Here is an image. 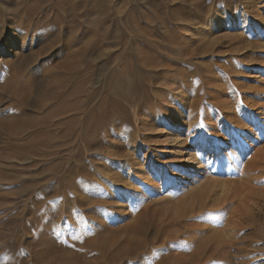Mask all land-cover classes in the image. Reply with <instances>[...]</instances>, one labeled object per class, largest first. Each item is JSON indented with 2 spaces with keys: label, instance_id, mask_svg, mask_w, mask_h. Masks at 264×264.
Instances as JSON below:
<instances>
[{
  "label": "rangeland",
  "instance_id": "rangeland-1",
  "mask_svg": "<svg viewBox=\"0 0 264 264\" xmlns=\"http://www.w3.org/2000/svg\"><path fill=\"white\" fill-rule=\"evenodd\" d=\"M262 25L264 0H0V264H264V49L237 51L264 41ZM164 100L187 114L201 102L189 131L207 117L209 141L215 127L246 142L249 177L213 211L131 179L166 165L132 113L160 139L148 107ZM229 114L249 128L231 131ZM119 125L120 147L107 137Z\"/></svg>",
  "mask_w": 264,
  "mask_h": 264
},
{
  "label": "bare ground",
  "instance_id": "bare-ground-1",
  "mask_svg": "<svg viewBox=\"0 0 264 264\" xmlns=\"http://www.w3.org/2000/svg\"><path fill=\"white\" fill-rule=\"evenodd\" d=\"M251 18L256 20L258 18V14L257 13L252 14ZM229 21H230V19H229ZM229 21H225V20L221 19L218 22L217 27L218 28L219 27L220 28H222V27L224 28L225 26H227L229 24L228 23ZM250 21H252V20H250ZM254 24L258 25L257 22L254 23ZM259 27H261V26H259ZM259 29L260 28H258V30ZM259 32H260V30H259ZM261 34H264V29L262 30ZM240 38H241V36H240ZM254 43H255L254 45L250 44V43H247V44L245 43L246 45L241 46L240 48L237 49V51L244 50V52H245L249 48L251 49L253 47L254 48L258 47V48L264 49V41H257V42H254ZM262 61L264 63V59ZM256 62H258V60ZM248 63H250V64L252 63L253 65L256 64L254 60H253V62H251V60H250V61H248ZM259 65L261 66V64H259ZM262 65H263V67H262L263 70L261 71V76H264V64H262ZM238 69H239V67H238ZM174 90L175 91H172V92H174L175 97L177 95L179 96L181 94V92L179 90H176V89H174ZM150 91H152V90H150ZM169 91H171V90H169ZM165 92L166 91H162L161 93L165 94ZM155 95H156V93H155ZM170 96H166V98L170 97ZM168 100H170V98H168ZM168 100H164L163 101V103H164V105L162 104L163 106L162 105L160 106V104L159 105L157 104L158 106L154 105L155 106L154 107L152 105L151 106L149 105L150 107H148V109H149L148 115L154 117V119L156 118V119H160L161 120L159 122H156L155 120H153L151 122L152 125H154V122L159 124V125H161L163 129H161L160 131H164L165 132L164 135H162V137L160 139L158 137L159 140L157 139L155 141L152 140L149 137L142 136L143 134L141 133V123H142V118L143 117L142 118H140L141 116L138 117L139 112L142 109L141 106L137 105V106H134L132 108L133 109L132 113H133V116H134V123H135L134 127H136V131L134 133L135 139L136 140L139 139L138 141L142 140L141 144L143 146H145V147L148 144H154V143H157V142H159L161 144H164L169 149L162 150V152H160V151H158V152L159 153H169V155H166L167 160H166V162H164V164H166V165L162 166V167L166 166V169H164L162 167L161 168H156L155 166H153V164H151L150 165V171L152 172L151 173L152 176L150 175L151 176L150 179L149 178L147 179L146 176L141 175V174H140L141 176H138V177H137L138 174L137 175H135V174L133 175L132 174L133 177L131 179L136 178L137 181L138 180H140V181L142 180L144 182H147L148 188H150V187L151 188H156V187H159V186H168V187H170L171 191L173 193H175V194L177 193V195L178 194L182 195L181 199H183V203H185L186 205L190 206V208L192 207V209H190V210L193 213L195 212L196 214H202V213H205L206 211H213V209L217 208L218 205H219V201H220V198H219L220 196L219 195L221 194V197H224V191H223L224 185H227V183L240 182L244 178L246 179V177H247V179H248V177H249V176H246L247 172L249 170H251V168H253V167H251L250 162H246V161L244 162V159H243V158H245L244 155L248 153V151L245 150L246 149L245 148L246 147V142L243 144L244 146L240 149V151H238L236 146L227 145L231 141L230 138L227 139V140H223L225 138H223L222 134H219L217 132V129L215 127H210L212 130L214 129V131L216 132V136H215L213 142L209 141L208 139L210 138V136L208 135V132H207V130H208L207 128H209V127L205 124L206 118H207L206 117L204 119V121H203V124H201L202 126H200L198 128L196 127L195 130H193V128L191 127L193 132L195 133V136L198 137V140H196V141L193 140V142L191 143L190 140L188 139V137L191 134L192 130L189 131V129H190L191 124H194L193 122L198 121L197 120L198 119L197 116H199V114L202 112L201 111V107H200L201 102L199 100H197L196 101L197 102L196 106L195 107L192 106L191 109H189L190 113L187 114V111H185V109H183V106H182L184 104L183 102H179L180 100L179 101L177 100L178 103L180 104V106H182V109H178V108H176V105H174V104H173V106H171L172 104ZM181 103H183V104L181 105ZM180 106H179V108H180ZM238 107H239V105H237V108L236 107H234V108L238 109ZM202 108H203V106H202ZM234 108L232 106L226 107L225 111H227L229 113ZM223 110H224V108H223ZM228 116H230V118L227 119V123L229 125H231V126L232 125L234 126V128H230L231 131H232V129H234L236 131L237 129H242V128H245V127L249 128V126L247 125V121H246V123H241L239 118H237L235 115H234L235 117L233 116V114H229ZM207 120H208V118H207ZM176 122H179V123L182 124V126H180V128H178V129H181L182 132H180V134L173 135L172 131L174 132V130H172V128L174 127ZM152 125L148 126L149 127L148 130L151 128ZM144 126H146V125H144ZM122 129L123 128L121 127V125H119L118 127L113 129V132H114L113 136H112V133L111 134L109 133L110 131L107 133L108 134L107 137L109 138L110 141H111L112 137H117L118 143H116V145H119L118 147L123 146V145H125L127 143L126 142V143L122 144V142L124 141L123 137H125V139H127L126 136L121 134L123 132ZM144 129H145V127H144ZM246 131L248 133L249 130H246ZM149 132H151V131H149ZM132 133H130V135ZM158 133H161V132H158ZM182 133L185 134L184 137H182ZM206 133H207V135H206ZM120 134L122 135V137H120ZM245 135H246V138L249 137L248 136L249 134H245ZM129 136H128V139H130ZM236 139H237V137H236ZM129 143H130V141H129ZM132 143H134V142H132ZM112 147L115 148V144ZM129 149L131 150V147H129ZM147 152H148V150H146V153ZM120 153H118V155H117V153L114 154V155H116V158H118L119 160L125 158L124 160H126V162L127 161L128 162L133 161L132 163H134V160L136 159L135 152H133L131 154L129 152H126V154L122 153L123 156H121ZM127 153H129V154H127ZM156 153H157V151H156ZM169 164L171 165V167L169 166ZM131 167H133V166L131 165ZM172 167H177V169H175V171H173L171 169ZM129 171H130V169H129ZM250 174H252V172H250ZM250 177H251V175H250ZM116 179H115L114 182L117 181ZM131 181H133V180H131ZM121 182L122 183L125 182V181L123 182V178H122ZM126 182H127V180H126ZM248 182H250V181H248ZM219 187H222V190H217L216 189V188H219ZM126 188L129 189L130 187H126ZM230 191H231V189H230ZM245 192H246V190H245ZM239 196H243V195H239ZM248 198H250V196ZM193 208H195V209H193ZM225 227H227V225ZM226 230H228V228H225V231ZM208 231H209V229H208ZM229 232H231V231H229ZM227 234H228V232H227ZM238 253H240V252H238ZM236 254H237V252H236ZM237 255L239 256V254H237ZM226 259L228 261L231 260V262H232V260L235 259V258L230 259V257L228 256Z\"/></svg>",
  "mask_w": 264,
  "mask_h": 264
}]
</instances>
